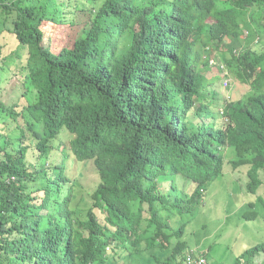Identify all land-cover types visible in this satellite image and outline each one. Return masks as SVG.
I'll use <instances>...</instances> for the list:
<instances>
[{"label":"trees","instance_id":"trees-1","mask_svg":"<svg viewBox=\"0 0 264 264\" xmlns=\"http://www.w3.org/2000/svg\"><path fill=\"white\" fill-rule=\"evenodd\" d=\"M23 1L0 0V33L25 51L18 97L0 92V264H186V214L241 166L264 208V71L221 114L210 65L223 48L243 80L264 64L251 47L264 29H250L254 15L264 25V0ZM45 22L84 29L54 51ZM90 160L98 177L82 216L69 169ZM262 253L264 242L232 264Z\"/></svg>","mask_w":264,"mask_h":264},{"label":"rangeland","instance_id":"rangeland-1","mask_svg":"<svg viewBox=\"0 0 264 264\" xmlns=\"http://www.w3.org/2000/svg\"><path fill=\"white\" fill-rule=\"evenodd\" d=\"M32 1L24 0L23 2L31 3ZM84 19H87V16L83 13L79 14V20ZM1 22H3V14L0 13V29ZM250 23L254 33L260 28L264 29V25L257 15H254V20H251ZM78 25L45 22L48 35L46 41L50 44V48L57 51L63 44H71L76 37L82 36L84 24L78 23ZM249 36L250 34L244 33L241 38L249 41L251 40ZM262 40L264 41V35L258 42L253 39L251 47L258 51L264 50ZM226 42H229V39ZM223 49L218 52L220 63H224L222 62L223 57L231 56L230 51ZM22 52H25L24 49L17 45L12 35L7 32L0 33V92L1 97L8 102L18 97L17 89L23 74L21 69L23 61L17 57V54ZM229 85L224 87L222 84L220 87L219 82H214V85L211 86L213 91L218 93L215 96L214 110L220 108L225 101L239 99L252 90L248 84L242 83L232 75L229 76ZM19 99L25 103L27 100H32L33 96L29 94L24 98L19 97ZM225 156L227 159H231V155L228 153ZM228 167L230 168V165ZM246 169V166H241L234 171L230 170L231 172L229 171L221 177L213 178L207 184L203 202L192 209L190 208V213L186 214L190 218V222L185 227L182 240L186 242L187 249L192 250L194 254L199 252L204 254L208 264H232L237 256L246 249L264 242V208L257 199L259 193L262 194V190H257L256 194L244 191L247 181ZM69 173L78 181L73 190L71 207L83 216L91 205L90 195L97 182V171L93 161L90 160L84 164L71 166ZM262 177L264 178V173ZM178 183L185 191H190V183L184 182L183 179H179ZM237 184L240 185V189ZM248 203H252L251 209L257 212L255 218L248 219L242 216L249 210ZM263 258L264 254L262 253L254 259L252 264H261ZM122 264L153 263L133 256L127 257Z\"/></svg>","mask_w":264,"mask_h":264},{"label":"clouds","instance_id":"clouds-1","mask_svg":"<svg viewBox=\"0 0 264 264\" xmlns=\"http://www.w3.org/2000/svg\"><path fill=\"white\" fill-rule=\"evenodd\" d=\"M250 29H251V27H250ZM252 30V29H251ZM244 33H246V34H250V32L248 31V30H246L245 29V31H243L241 34H240V37L242 36V35H244ZM250 37V36H249ZM228 38H225V41L227 40ZM242 39V41L243 42H247L244 38H241ZM255 39H256V41L258 42V40H259V37L258 36H256L255 37ZM242 42V43H243ZM246 45V44H245ZM254 49V48H253ZM242 47H240V46H235V48L232 50V53L234 54V56H238L239 55V53L240 52H242ZM255 50V49H254ZM231 57V56H230ZM230 57H229V59H230ZM215 58V57H214ZM214 58H212L211 60H210V65L212 66V65H214V64H216L215 65V67L213 68L214 70H218L219 71V75H218V79H216L217 81H214V82H219V86L221 87L222 86V84H224V87H228V86H230L229 85V76H233V77H236V79H238L239 81H241L242 83H246V84H248L250 87H251V81H253V80H255L256 78H259L260 77V75L262 74V72L264 71V66H262L263 64H253V63H249V68L247 69V71H246V75H247V77H246V79H241V78H239L236 74H234V72L233 71H231V69H230V67L229 66H227V64L225 63V61H224V59L222 58V62H224V63H220L217 59H214ZM216 60V61H215ZM210 67V66H209ZM222 73H223V75H222ZM222 82V83H221ZM215 93H217V92H215ZM248 93V92H247ZM247 93H245V94H247ZM244 94V95H245ZM217 95H218V93H217ZM243 95V96H244ZM242 96V97H243ZM241 97V98H242ZM240 99V98H239ZM237 100V99H236ZM232 100H228V101H225L223 104H222V106L220 107V108H218L217 110H219V113H221V114H223V107L225 106V104H228L229 102H231ZM188 251H190V249H187V252ZM196 254H201L202 256H204V254H202L201 252H199V253H196ZM205 257V256H204ZM206 264H207V260H206Z\"/></svg>","mask_w":264,"mask_h":264},{"label":"built area","instance_id":"built-area-1","mask_svg":"<svg viewBox=\"0 0 264 264\" xmlns=\"http://www.w3.org/2000/svg\"><path fill=\"white\" fill-rule=\"evenodd\" d=\"M185 256L186 264H206V258L201 254H194L192 250L188 251Z\"/></svg>","mask_w":264,"mask_h":264}]
</instances>
